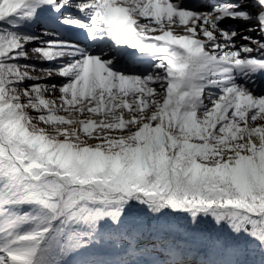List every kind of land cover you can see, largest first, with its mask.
<instances>
[{
	"label": "snow or ice",
	"instance_id": "obj_1",
	"mask_svg": "<svg viewBox=\"0 0 264 264\" xmlns=\"http://www.w3.org/2000/svg\"><path fill=\"white\" fill-rule=\"evenodd\" d=\"M70 4L0 0V22ZM76 6L89 20L65 23L152 54L162 71L122 74L79 45L29 49L38 37L0 31V264H264V96L234 74L264 70V39L238 44L221 27L252 20L264 37V0L204 12L181 0ZM30 51L69 58L41 71L67 83L26 86L41 80L20 63Z\"/></svg>",
	"mask_w": 264,
	"mask_h": 264
},
{
	"label": "bare ground",
	"instance_id": "obj_2",
	"mask_svg": "<svg viewBox=\"0 0 264 264\" xmlns=\"http://www.w3.org/2000/svg\"><path fill=\"white\" fill-rule=\"evenodd\" d=\"M81 0H71V4L72 6H76L77 4L81 3ZM70 4V6H71ZM250 8L253 7H249L248 5L244 6L245 10H248ZM45 12V10H43L42 8L39 9L35 16L38 15L39 13ZM50 13V12H48ZM80 13V12H79ZM86 13V12H84ZM52 14V13H51ZM89 14V13H87ZM34 17H29L27 15H25L23 12L18 13L16 15H14V19H16V21H18L21 24H25L28 22V20H33L34 23H36L35 25L40 26L41 28H45L46 26H44V23L41 21L35 22L36 19ZM10 18V17H9ZM8 18V19H9ZM7 19V21H8ZM141 22H145L143 20V18H140ZM7 21L5 22H0V31H5V28L8 27V23ZM56 21L58 24H65L64 21L65 19L61 17V14H59L56 17ZM250 23H253L252 21H250ZM248 24L247 23H241L237 28H234L235 31H237L238 33H240L239 36H237L235 39L238 42V44H243V43H248L247 41H243L241 39V33H243L244 35H251L253 36V38H261L264 39V37H258L257 33L255 31H249V29H252L253 27H246ZM155 27V25H153ZM37 29V28H33L31 31H25L23 29L20 28H11L10 31H12L13 33L17 34V35H21V36H32V37H38V39L34 40L31 44H29L27 47L29 49L32 48H43L46 46V42L50 41L49 38L52 35H55L54 33L50 32L48 29ZM172 31L174 35H182L184 34L183 32V26H172ZM161 33L157 32H152L149 33L150 36H155V35H159ZM64 35H66L64 33ZM64 35L60 36L58 35L57 38L55 39L56 41H63L64 39ZM122 47V46H121ZM128 49H131V47L127 46ZM103 50H105V45L99 42V47L98 50L93 53L92 55H101L103 54ZM132 51L135 54H139V55H143L146 58L145 64L143 63L142 66H145L149 69H151V71L155 70V71H162L161 69L155 68V65L159 62L158 59L149 53H142L137 49H133ZM105 52V51H104ZM30 58L27 60H21L20 63L23 64H27V65H33L36 72H34V75H39L41 76V80L39 81H27L26 82V86L28 84H32V83H43V84H49V85H61V84H66L67 83V79L66 78H62V77H58V76H53L51 78H45L46 74L45 73H41V71H49V70H55V69H60L62 68L65 64L69 63V58H64L63 60H52V61H43L41 60V58L39 57L38 54L36 53H32L30 51L29 53ZM255 55V54H254ZM127 57V55L125 53H123V51H120L119 57ZM79 58V57H77ZM139 65V64H138ZM112 68L113 70L117 71L118 73H122V74H128V75H139L136 74L132 71H127V70H123L118 68L117 66L112 64ZM235 74V78H236V83L238 85H243L244 87H246L249 92H251V94H253L254 96H259L257 95V93H261L263 92V85H264V70L258 71L256 73L250 74L249 76H244L243 74L236 72ZM142 76V75H139ZM209 93L212 94V97L214 98L216 95H218L220 93V88L219 87H210L206 90L205 95L207 96ZM60 93L57 91L54 94H49L46 98L49 99H57L60 97ZM4 223V220L2 218H0V226H2V224Z\"/></svg>",
	"mask_w": 264,
	"mask_h": 264
},
{
	"label": "rangeland",
	"instance_id": "obj_3",
	"mask_svg": "<svg viewBox=\"0 0 264 264\" xmlns=\"http://www.w3.org/2000/svg\"><path fill=\"white\" fill-rule=\"evenodd\" d=\"M43 8H45V10H55L53 7H50V6H45V7H43ZM66 13H68V19L70 18L71 20L74 18V16L72 15V14H70V11H65ZM44 16H46L47 17V15L46 14H43ZM89 16H90V14H89ZM54 19V18H53ZM32 21L31 20H28V22L27 23H25V24H21V23H19L18 21H16V19H14V17H10L9 19H8V21H7V23L9 24L8 25V27L7 28H5V32H7V31H10V29L12 28H20V29H23V30H25V29H27V30H29V29H32L33 27H32V23H31ZM54 22V21H53ZM222 25H221V27H223V28H225V29H227V30H229V31H232L233 30V28L234 27H236L238 24H239V22H236V23H228L227 21H222V23H221ZM31 26V27H30ZM252 26H254V25H252ZM12 32V31H11ZM242 35H241V37L242 36H244V34L243 33H241ZM102 58H105V59H110V58H106V57H102ZM111 60V59H110ZM145 69V68H144ZM147 72L148 73H144V76H146V75H148L150 72H151V70H149V69H147ZM257 95H259V96H264V85H263V92H261V93H257ZM57 114H59V115H63L64 113H57ZM32 115L33 116H36V115H38V113H36V112H32ZM34 123H38L39 124V126H41V127H48L47 125H44V124H42V123H40V122H38V121H34ZM261 125H264V121H257V126H261ZM90 143H93V144H95V143H99V141L98 140H95V139H93V140H90L89 141ZM103 251H108V252H110L111 251V249H109V248H105Z\"/></svg>",
	"mask_w": 264,
	"mask_h": 264
},
{
	"label": "trees",
	"instance_id": "obj_4",
	"mask_svg": "<svg viewBox=\"0 0 264 264\" xmlns=\"http://www.w3.org/2000/svg\"><path fill=\"white\" fill-rule=\"evenodd\" d=\"M243 239H244L245 241H247V237H244Z\"/></svg>",
	"mask_w": 264,
	"mask_h": 264
}]
</instances>
